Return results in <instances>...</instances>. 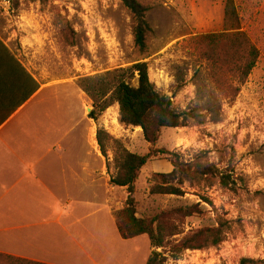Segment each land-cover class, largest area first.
Segmentation results:
<instances>
[{
    "label": "rangeland",
    "instance_id": "1",
    "mask_svg": "<svg viewBox=\"0 0 264 264\" xmlns=\"http://www.w3.org/2000/svg\"><path fill=\"white\" fill-rule=\"evenodd\" d=\"M7 1L0 0V39L41 83L60 81L83 90L89 101L87 115L98 104L80 85L82 80L139 60L148 63L150 80L158 90L189 111L183 126L163 128L155 143L145 139L141 127L121 122L118 103L92 117L96 134L104 129L131 152L151 155L136 181L137 216H159L167 242L227 221L220 245L186 250L166 264H240L244 257L264 264V0H234L242 30L260 49L255 68L234 98L216 87L209 64L194 43L200 35L223 32L226 0H139L149 7L152 28L146 54L136 48L132 15L121 0ZM126 81L139 84L133 75ZM106 148L115 173L112 142ZM170 153H178L186 163L189 176L173 182L184 194H150L153 175L174 168ZM198 163L211 164L216 173L198 174ZM219 171L231 174L234 182L224 186ZM111 189L110 205L101 188L100 209L71 225V233L89 253L78 250L76 256L83 257L70 264L147 263L154 250L149 236L120 235L117 222L127 192L124 187ZM182 207L195 212L185 215ZM174 232L181 233L172 236ZM38 237L49 246V233Z\"/></svg>",
    "mask_w": 264,
    "mask_h": 264
},
{
    "label": "crops",
    "instance_id": "2",
    "mask_svg": "<svg viewBox=\"0 0 264 264\" xmlns=\"http://www.w3.org/2000/svg\"><path fill=\"white\" fill-rule=\"evenodd\" d=\"M31 88L13 60L0 58V252L70 264L83 257L78 250L87 251L71 225L100 209L101 188L109 203L117 186L110 183V164L86 114L85 92L57 81L41 83L29 97ZM44 233L51 235L49 246L39 240Z\"/></svg>",
    "mask_w": 264,
    "mask_h": 264
},
{
    "label": "trees",
    "instance_id": "3",
    "mask_svg": "<svg viewBox=\"0 0 264 264\" xmlns=\"http://www.w3.org/2000/svg\"><path fill=\"white\" fill-rule=\"evenodd\" d=\"M129 9L133 20V36L136 48L142 54L149 52L148 37L152 32L147 20L149 7L139 0H121ZM196 51L204 58L210 67V76L216 87L227 97L234 98L240 92V85L245 83L255 68L260 49L249 35L242 30L239 14L234 0H226L224 30L219 34H203L194 38ZM3 49L0 58L13 60L18 67L27 74L31 81L32 90L29 97L41 87L39 80L34 81L26 69L11 53L7 45L0 39ZM136 76L139 84L132 86L126 81L127 76ZM235 80L238 82L236 85ZM33 84L35 88L33 89ZM80 85L94 99L98 108L90 113L97 117L114 103L119 104L120 120L126 125L141 127L145 139L150 143L158 141L163 128H176L184 125L189 111L177 107L172 97L161 93L155 83L150 80L148 63L139 60L127 68L117 69L93 78L82 80ZM27 97V98H29ZM98 141L101 150L107 156V143L112 142L114 150L115 173H111L110 183L124 187L127 192L125 209L118 218L120 235L129 239L138 235L149 236L154 248L146 264H166L168 259H180L186 250L204 249L218 246L224 241L227 221H220L216 227L201 228L191 231L173 243L167 242L165 225L160 217L141 218L137 216L136 181L141 169L151 158L150 154L140 155L131 152L121 140L111 136L106 130H99ZM172 155L173 170L169 173H155L152 177L150 194L183 195L181 187L173 184L181 175H188L184 170V163L178 153ZM110 169V165H108ZM198 174L207 176L216 173L213 166L198 163ZM220 182L224 186L233 183L231 174L219 171ZM182 181H180L181 183ZM208 200V199H207ZM180 211L185 215L195 212L192 207H182ZM181 232H174L175 236ZM157 248H163L158 251ZM168 254V255H167ZM255 259L244 257L240 264H254ZM0 264H46L40 261L16 257L0 252Z\"/></svg>",
    "mask_w": 264,
    "mask_h": 264
},
{
    "label": "built area",
    "instance_id": "4",
    "mask_svg": "<svg viewBox=\"0 0 264 264\" xmlns=\"http://www.w3.org/2000/svg\"><path fill=\"white\" fill-rule=\"evenodd\" d=\"M7 3H9V0L7 1Z\"/></svg>",
    "mask_w": 264,
    "mask_h": 264
},
{
    "label": "bare ground",
    "instance_id": "5",
    "mask_svg": "<svg viewBox=\"0 0 264 264\" xmlns=\"http://www.w3.org/2000/svg\"><path fill=\"white\" fill-rule=\"evenodd\" d=\"M89 110H91L90 108H89ZM140 128V127H139Z\"/></svg>",
    "mask_w": 264,
    "mask_h": 264
}]
</instances>
